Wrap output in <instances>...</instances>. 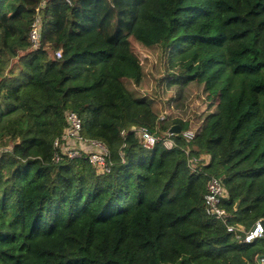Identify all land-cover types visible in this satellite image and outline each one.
<instances>
[{"label":"trees","instance_id":"16d2710c","mask_svg":"<svg viewBox=\"0 0 264 264\" xmlns=\"http://www.w3.org/2000/svg\"><path fill=\"white\" fill-rule=\"evenodd\" d=\"M71 112L110 173L56 161ZM212 177L231 225L264 221V0H0V264H261Z\"/></svg>","mask_w":264,"mask_h":264},{"label":"built area","instance_id":"2783aa9c","mask_svg":"<svg viewBox=\"0 0 264 264\" xmlns=\"http://www.w3.org/2000/svg\"><path fill=\"white\" fill-rule=\"evenodd\" d=\"M42 22L38 17L32 25L30 31V42L32 49L37 50L42 48ZM56 57H62V51L55 53ZM68 126L62 138L55 142V159L57 162L61 161L62 157L69 159L86 158L91 167L97 171L98 174H108L112 169L111 154L106 144L101 141L85 138L82 135V121L76 113H68ZM136 136L148 148L153 147L156 143L161 141L160 137L153 136L146 128H133ZM169 136L164 140L168 148L173 147V140ZM184 136L192 140L194 138L193 132H185ZM227 196V191L222 182L215 177L210 178L207 183V192L204 196L207 212L213 217L224 221L227 229L231 233H235L237 238L250 243L258 238H264V225L262 221H258L256 225L250 230L242 225H231L229 220L231 214L223 207V200ZM259 262L264 264V258H260Z\"/></svg>","mask_w":264,"mask_h":264},{"label":"rangeland","instance_id":"374dc122","mask_svg":"<svg viewBox=\"0 0 264 264\" xmlns=\"http://www.w3.org/2000/svg\"><path fill=\"white\" fill-rule=\"evenodd\" d=\"M151 51V53H148V55H144L141 53L140 50H137V53L140 55L141 58H147L148 59V72L151 70V63H155L156 61H158L157 58V53ZM153 73V72H152ZM149 82H148V86L146 88L148 93H151V97L155 98V96L157 95V90H156V82H155V74L153 73V75L151 73H149ZM162 74H160L159 72L157 73L158 78L161 76ZM146 94V92H144Z\"/></svg>","mask_w":264,"mask_h":264},{"label":"water","instance_id":"95a60500","mask_svg":"<svg viewBox=\"0 0 264 264\" xmlns=\"http://www.w3.org/2000/svg\"><path fill=\"white\" fill-rule=\"evenodd\" d=\"M170 133H172V134H179V133H181V128H179V127H173L171 129ZM263 225H264V221H263Z\"/></svg>","mask_w":264,"mask_h":264}]
</instances>
